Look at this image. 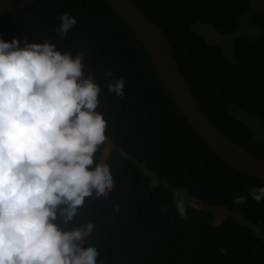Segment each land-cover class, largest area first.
Segmentation results:
<instances>
[{
  "label": "trees",
  "instance_id": "1",
  "mask_svg": "<svg viewBox=\"0 0 264 264\" xmlns=\"http://www.w3.org/2000/svg\"><path fill=\"white\" fill-rule=\"evenodd\" d=\"M160 26L202 110L229 139L264 159V141L231 114L235 105L264 124V10L250 14V0H132ZM77 24L65 39L58 17ZM263 31L256 39L237 37L233 59L198 33L197 23L232 35L240 19ZM0 39L20 46L50 41L57 50L86 52L84 71L101 86L100 108L108 120L106 159L115 180L107 201L87 199L71 229L95 225L94 245L103 264H264V201L249 188L264 181L229 167L210 150L173 101L151 57L123 19L102 0H36L0 16ZM111 72L124 79V97L108 92ZM107 142L96 160L101 162ZM246 198L233 204L236 195ZM195 199L196 208L181 202ZM183 203L186 217L177 212ZM120 211L113 213V205ZM166 209V210H164ZM214 209L226 210L216 224Z\"/></svg>",
  "mask_w": 264,
  "mask_h": 264
},
{
  "label": "clouds",
  "instance_id": "2",
  "mask_svg": "<svg viewBox=\"0 0 264 264\" xmlns=\"http://www.w3.org/2000/svg\"><path fill=\"white\" fill-rule=\"evenodd\" d=\"M58 20L63 40L77 19L65 12ZM20 44L0 39V264H98L99 250L86 246L94 223L62 225L87 199L107 201L115 188L110 165L96 160L109 139L101 86L84 71L86 52H61L47 40ZM113 81L104 87L123 98L125 80ZM248 191L264 201V187ZM176 207L186 217L183 203Z\"/></svg>",
  "mask_w": 264,
  "mask_h": 264
},
{
  "label": "water",
  "instance_id": "3",
  "mask_svg": "<svg viewBox=\"0 0 264 264\" xmlns=\"http://www.w3.org/2000/svg\"><path fill=\"white\" fill-rule=\"evenodd\" d=\"M34 1L36 0H0V16ZM102 1L124 20L143 44L173 101L210 150L234 170L264 181V159L226 137L202 110L183 75L164 30L132 0Z\"/></svg>",
  "mask_w": 264,
  "mask_h": 264
},
{
  "label": "rangeland",
  "instance_id": "4",
  "mask_svg": "<svg viewBox=\"0 0 264 264\" xmlns=\"http://www.w3.org/2000/svg\"><path fill=\"white\" fill-rule=\"evenodd\" d=\"M251 2V11L250 14L256 13L264 10V0H250ZM194 29L205 36L210 44H215L220 46L228 59H233V43L237 37H247L250 39H256L263 34V31L257 27L252 26L248 22V16L240 19L239 29L235 34L232 35H222L217 33L210 25L204 23H197L194 26ZM231 114L236 115V117L243 122H245L253 131L255 140L257 142L264 141V124L255 116L244 113L238 109L237 106L232 105L230 107ZM113 149V146L110 142H107L106 147L103 151L101 162L106 163L109 152ZM181 202L188 203L193 207L202 208L203 204L196 201L195 199H185L181 198ZM216 216V224H220L222 219L227 216L229 213L223 209H214Z\"/></svg>",
  "mask_w": 264,
  "mask_h": 264
}]
</instances>
